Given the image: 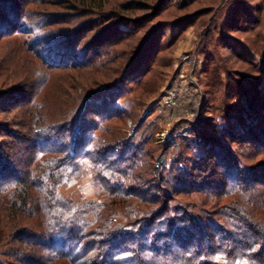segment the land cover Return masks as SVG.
<instances>
[{"label": "trees", "instance_id": "trees-1", "mask_svg": "<svg viewBox=\"0 0 264 264\" xmlns=\"http://www.w3.org/2000/svg\"><path fill=\"white\" fill-rule=\"evenodd\" d=\"M20 16L9 12L0 19V34L19 19L21 25ZM121 21L104 30L105 47L95 44L86 54L69 35L61 42L47 37L56 55L41 54L42 75L24 101L34 110L26 132L35 146L23 162L0 144V264H264L263 99L249 104L242 95L234 120L222 113L220 125H205L201 146L183 143L157 176L140 153L149 131L134 141L132 135L114 136L109 125L117 117L115 100L128 89L121 78L89 91L64 121L50 120L42 107L40 95L53 71L67 67L71 57L86 58L79 67L87 62L105 68L114 61L113 44L128 35L120 31ZM125 70L133 83L141 82L133 62ZM228 140L246 151L232 150ZM87 161L108 200L76 203L59 191L64 177L79 176Z\"/></svg>", "mask_w": 264, "mask_h": 264}, {"label": "rangeland", "instance_id": "rangeland-1", "mask_svg": "<svg viewBox=\"0 0 264 264\" xmlns=\"http://www.w3.org/2000/svg\"><path fill=\"white\" fill-rule=\"evenodd\" d=\"M10 1L1 2V21L9 12L23 21L0 34V96H13L0 98V144L12 159L25 162L35 146L26 132L34 110L24 101L42 75L41 54L56 55L47 37L61 42L69 35V41L77 39V51L86 54L95 44L105 47L104 30L122 20L120 31L128 35L115 40L114 61L105 68L87 62L79 67L86 58L71 57L67 67L53 71L40 92L41 105L50 120L64 121L89 91L121 78L128 89L115 100L117 117L109 125L114 136L132 135L134 141L139 132L149 131L140 153L156 176L171 166L183 143L201 146L205 125H220L222 113L232 120L242 108V95L249 104L264 100V0H21L13 7ZM36 35L39 44L33 41ZM132 62L142 71L140 83L123 74ZM228 143L238 153L246 151L240 142ZM59 191L76 203L108 200L100 195L88 161L79 176L64 177Z\"/></svg>", "mask_w": 264, "mask_h": 264}]
</instances>
